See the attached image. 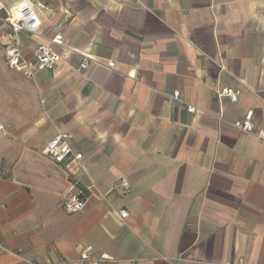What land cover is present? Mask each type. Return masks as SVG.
<instances>
[{
	"label": "crops",
	"instance_id": "crops-1",
	"mask_svg": "<svg viewBox=\"0 0 264 264\" xmlns=\"http://www.w3.org/2000/svg\"><path fill=\"white\" fill-rule=\"evenodd\" d=\"M24 3L41 23L19 34L23 56L59 35L61 60L27 78L0 45V264H80L85 247L99 264H264V142L231 126L252 109L264 128V0H0V13ZM56 133L83 155L79 212L43 151Z\"/></svg>",
	"mask_w": 264,
	"mask_h": 264
},
{
	"label": "built area",
	"instance_id": "built-area-1",
	"mask_svg": "<svg viewBox=\"0 0 264 264\" xmlns=\"http://www.w3.org/2000/svg\"><path fill=\"white\" fill-rule=\"evenodd\" d=\"M0 20L5 24V30L0 33V44L4 48L5 64L14 71L31 78L38 70L54 69L61 55L55 51L54 44L60 42V36L57 35L51 40L50 44L38 43L30 59H26L18 45V36L21 32L34 33L40 26L41 20L37 12L28 4L24 3L13 11L5 10L4 14L0 13ZM92 58L82 55L79 62V70H85L92 62ZM108 68H115V63L108 61L105 64ZM238 91L229 88H223L218 91L219 97H227L232 101L237 98ZM186 110L190 113L196 111L195 106L187 105ZM253 110H247L240 118L234 120L231 126L246 133L253 134L259 141L264 142V128L255 131L252 121ZM71 135L67 133H56L44 147V154L60 164L68 173L70 184L64 193L60 196L62 207L69 213L79 212L84 208L85 198L81 195L80 189L77 188L78 176L83 171L81 152H74L70 147ZM124 195L128 192L129 183L126 180L121 182ZM117 215L120 219L127 216L125 210H119ZM0 250L10 252V250L0 242ZM107 259L105 255H96L90 248L85 247L80 250V264H99Z\"/></svg>",
	"mask_w": 264,
	"mask_h": 264
},
{
	"label": "trees",
	"instance_id": "trees-1",
	"mask_svg": "<svg viewBox=\"0 0 264 264\" xmlns=\"http://www.w3.org/2000/svg\"><path fill=\"white\" fill-rule=\"evenodd\" d=\"M80 191H81V193H82L81 195L83 196V192H82V190H81V189H80Z\"/></svg>",
	"mask_w": 264,
	"mask_h": 264
},
{
	"label": "rangeland",
	"instance_id": "rangeland-1",
	"mask_svg": "<svg viewBox=\"0 0 264 264\" xmlns=\"http://www.w3.org/2000/svg\"><path fill=\"white\" fill-rule=\"evenodd\" d=\"M1 45V44H0Z\"/></svg>",
	"mask_w": 264,
	"mask_h": 264
}]
</instances>
